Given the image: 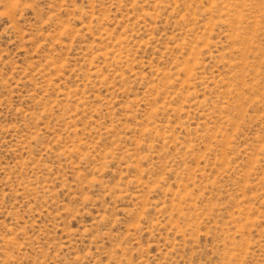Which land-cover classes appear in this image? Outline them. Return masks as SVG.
<instances>
[{"label":"rangeland","instance_id":"374dc122","mask_svg":"<svg viewBox=\"0 0 264 264\" xmlns=\"http://www.w3.org/2000/svg\"><path fill=\"white\" fill-rule=\"evenodd\" d=\"M0 264H264V0H0Z\"/></svg>","mask_w":264,"mask_h":264}]
</instances>
